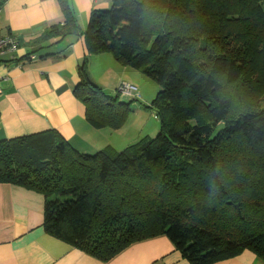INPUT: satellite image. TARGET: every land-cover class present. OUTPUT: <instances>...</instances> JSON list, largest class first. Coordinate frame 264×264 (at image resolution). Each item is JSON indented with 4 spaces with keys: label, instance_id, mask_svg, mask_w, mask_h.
Wrapping results in <instances>:
<instances>
[{
    "label": "trees",
    "instance_id": "obj_1",
    "mask_svg": "<svg viewBox=\"0 0 264 264\" xmlns=\"http://www.w3.org/2000/svg\"><path fill=\"white\" fill-rule=\"evenodd\" d=\"M110 2L84 31L72 0H57L61 22L9 36L33 49L81 39L89 56L150 77L158 135L94 154L55 130L1 141L0 184L43 196L44 232L104 264L159 237L190 264L245 251L264 262V0ZM88 73L85 58L74 96L87 123L121 131L131 102Z\"/></svg>",
    "mask_w": 264,
    "mask_h": 264
},
{
    "label": "crops",
    "instance_id": "obj_2",
    "mask_svg": "<svg viewBox=\"0 0 264 264\" xmlns=\"http://www.w3.org/2000/svg\"><path fill=\"white\" fill-rule=\"evenodd\" d=\"M72 6L84 31L92 11L107 10L111 2L72 0ZM61 21L57 0H0V39L12 34L29 42ZM109 55L89 56L83 41L73 37L62 43L53 40L40 49L20 45L14 54H1L0 142L55 130L81 153L113 151L112 140L104 139L116 132L91 128L83 105L74 96L85 58L88 69L94 66L96 70L93 75L99 73L98 67L101 74L108 66L116 74L120 71L122 66ZM113 77L115 86L121 83ZM128 144L126 148L134 143ZM44 203V197L33 191L0 184V264H104L44 232ZM107 264L190 263L169 239L159 237L130 246ZM216 264L264 262L245 251Z\"/></svg>",
    "mask_w": 264,
    "mask_h": 264
},
{
    "label": "rangeland",
    "instance_id": "obj_3",
    "mask_svg": "<svg viewBox=\"0 0 264 264\" xmlns=\"http://www.w3.org/2000/svg\"><path fill=\"white\" fill-rule=\"evenodd\" d=\"M109 9H111V7ZM123 68L124 67H121L119 69L120 71L116 74L115 70H111L108 66L107 70H104V72L102 71L101 74L100 68L98 67L99 73H95L94 75L93 72L96 71L94 70V66L88 69L90 80L94 84L96 82V85L99 88L101 87L104 93L113 97L119 95L121 101L125 103L131 102V110L127 123L122 129L123 131L112 133L109 130L113 135H106L104 139V141L112 140L111 145H113L112 149L114 153H116V149H120L117 151L120 152L122 149L126 148L129 145L128 143L136 144L144 138H148L149 140L154 139L158 135L160 128V121L151 108L152 102L160 91L158 84L140 71L129 67ZM126 71L127 73H125ZM115 75L116 79H119L121 83L124 82L136 88L131 97L125 96L119 92L120 82L117 86L113 84V76ZM101 131L102 130L99 132Z\"/></svg>",
    "mask_w": 264,
    "mask_h": 264
},
{
    "label": "built area",
    "instance_id": "obj_4",
    "mask_svg": "<svg viewBox=\"0 0 264 264\" xmlns=\"http://www.w3.org/2000/svg\"><path fill=\"white\" fill-rule=\"evenodd\" d=\"M19 49V45L13 37L7 36L5 38L0 39V55L4 53H11L14 54ZM33 58V57H32ZM136 88L127 84V83H121L119 87V92L124 94L125 96L131 97L133 94V91H135ZM3 93L2 90V84H1V78H0V96Z\"/></svg>",
    "mask_w": 264,
    "mask_h": 264
}]
</instances>
